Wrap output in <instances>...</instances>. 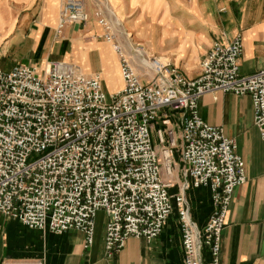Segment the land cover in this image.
Masks as SVG:
<instances>
[{"label": "built area", "instance_id": "1", "mask_svg": "<svg viewBox=\"0 0 264 264\" xmlns=\"http://www.w3.org/2000/svg\"><path fill=\"white\" fill-rule=\"evenodd\" d=\"M119 61L123 88L108 95L100 77L68 63L39 70L22 65L4 72L0 65V215L24 227L62 235L75 231L83 248L92 246L96 214H105L103 250L107 259L130 238L155 241L175 210L181 227L183 264H219L221 233L237 188L247 178L237 146L220 127L198 115V100L218 92L250 98L253 124L264 144V68L241 75L242 37L214 43L192 80L141 47L128 55L110 25L96 13ZM85 0H60L56 33L88 21ZM139 71L143 74L140 75ZM164 110L178 113L183 182L173 184L172 130H158L161 154L151 127ZM165 137L168 143H165ZM209 190L212 213L199 230L186 192ZM33 264H45L36 260Z\"/></svg>", "mask_w": 264, "mask_h": 264}, {"label": "crops", "instance_id": "2", "mask_svg": "<svg viewBox=\"0 0 264 264\" xmlns=\"http://www.w3.org/2000/svg\"><path fill=\"white\" fill-rule=\"evenodd\" d=\"M85 8L88 21L68 25L57 36L60 0H41L38 7L30 0H19L18 8L10 10V22L0 27L2 70L10 72L22 65L43 70L51 63L64 62L84 74L99 76L106 94L119 92L123 82L118 57L111 44L100 38L103 29L96 13L113 33H129L136 45L167 60L189 80L200 75V63L214 43H229L236 35L242 37L243 46L240 74L251 75L264 68V0H85ZM197 112L204 123L222 128L235 142L247 178L235 190L229 207L219 264H264V144L253 124L250 98L221 92L205 95L198 100ZM163 114L169 116V123L163 126L161 117L152 125L153 146L157 150L161 146L158 130H172L181 149L179 114L167 110ZM167 143L165 137L163 146ZM177 153L173 149L172 158L178 155L182 173L180 150ZM186 198L191 218L201 230L212 213L209 190L192 188ZM97 217H103V224L97 227L95 222L94 242L84 249L78 232L54 235L30 230L0 215V264H33L39 259L45 264H183L175 211L155 241L130 238L111 259L103 250L105 214L100 211ZM201 258L209 264L206 249Z\"/></svg>", "mask_w": 264, "mask_h": 264}, {"label": "rangeland", "instance_id": "3", "mask_svg": "<svg viewBox=\"0 0 264 264\" xmlns=\"http://www.w3.org/2000/svg\"><path fill=\"white\" fill-rule=\"evenodd\" d=\"M27 1L29 2V0H27ZM31 2H33V7H38L41 3V0H30V3ZM18 5H19V0H0V27L1 28L6 26L10 22V20H11L10 10H14V9L18 8ZM0 31H2V30H0ZM114 34L116 36V41L118 43L122 42V44L121 43H119V44L122 46L123 49L125 48L124 50H127L129 52V55H131L133 49L138 46V45H136L137 42L135 40H133V38H131L129 33H123V32L116 33L115 32ZM138 47H140V46H138ZM141 49L144 50L142 47H141ZM128 52H126V53H128ZM155 57H157V56H155ZM159 58H161V57H159ZM161 59L165 60L163 58H161ZM165 61H167V60H165ZM71 65H73V64H71ZM73 66H75V65H73ZM154 141H155V139H154ZM177 146L175 149L179 153L180 148H179L178 144H177ZM159 148H158L159 149L158 151L161 154L162 146H160ZM179 164H181V163H180V160L178 161V155H177V157L174 156V158H172V168H171L172 176H169L166 174V167L163 166V168H162V175H163L164 180L169 181L173 184L172 190H175V191H173L171 194H174L178 191L179 186L183 182L182 179H184L183 171H182V173L180 172L181 169H179V171H178V165ZM95 222H96V226L99 227L100 225L103 224V217H100V218L97 217Z\"/></svg>", "mask_w": 264, "mask_h": 264}, {"label": "bare ground", "instance_id": "4", "mask_svg": "<svg viewBox=\"0 0 264 264\" xmlns=\"http://www.w3.org/2000/svg\"><path fill=\"white\" fill-rule=\"evenodd\" d=\"M167 170V169H166Z\"/></svg>", "mask_w": 264, "mask_h": 264}]
</instances>
